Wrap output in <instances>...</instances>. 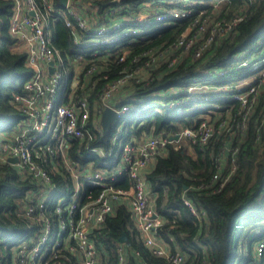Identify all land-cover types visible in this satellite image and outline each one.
Wrapping results in <instances>:
<instances>
[{
    "label": "built area",
    "instance_id": "obj_1",
    "mask_svg": "<svg viewBox=\"0 0 264 264\" xmlns=\"http://www.w3.org/2000/svg\"><path fill=\"white\" fill-rule=\"evenodd\" d=\"M10 1L13 6L8 32L17 40L15 47L26 53L30 76L22 82L23 93L14 95L11 100L13 108L24 118L14 132L0 143V166L8 163L35 186L36 189L25 194L21 213L38 226L12 250L10 264H100L106 253L99 249L96 234L116 205H124L129 210L141 244L161 257L165 262L163 264H206L204 257L198 260L196 256L189 258L179 251L173 253V239L168 237L166 242L159 236L164 223L156 211L155 199L147 188L145 175L156 157L164 155L167 145L175 142L172 136H146L138 142L127 141L117 154V163L109 169L79 168L69 155L76 143H83L89 151L99 153L89 145L93 131H104L101 126L104 110L110 108L114 112L110 126L133 111L136 103L144 98L135 99L132 93L139 90L144 81H151V75L156 79L161 77L158 67L176 51L179 54L170 59L166 68L171 69L189 55L194 42L202 39L200 35L204 33L202 27L195 32L196 35L190 36L192 28H188L170 48L162 50L159 47L146 55L133 53L132 47L154 31L151 24H167L195 14L201 16L203 11L197 12L194 3L189 0L181 1L182 7L177 9L161 11L150 4H143L137 13L125 11L124 14L112 5L120 0H97L102 1V6L106 8L102 13L95 10L96 0H66L65 5L57 9L53 7L52 0ZM57 20H62L70 31L73 53L67 54L65 60L53 44L50 27ZM216 25L219 27L220 23ZM224 31L227 32L228 28ZM211 34L190 54L192 60L199 58L201 52H206L213 37ZM259 46L264 47V41H258L250 57L245 58L247 54H244L238 63L219 69L218 75L241 69L250 74L229 86L215 87L198 78H191L181 85H170L152 92L146 98L162 99L164 108L171 115L196 109L206 113L204 108L208 106L219 110L234 101L246 110L248 108L249 113L256 100V87L251 85L252 81L264 82V50ZM111 47L115 55L111 53ZM129 57H133V68L124 66L119 77L110 78L107 58L125 64ZM142 58H146L144 64H141ZM154 70L157 71L153 73ZM99 84L102 86L98 87ZM196 84L201 88L190 91V86ZM79 87L84 88L86 96H75L76 101L72 102L71 98ZM221 90H227L229 94L218 95ZM91 92L93 97L89 100L87 96ZM250 94L253 95L249 99ZM211 100L217 102L209 103ZM201 101L206 104L198 103ZM189 102L191 107L187 106ZM261 124L264 135V114ZM210 133V128L202 124L198 129L184 128L178 135L179 139L188 137L205 143ZM118 137V134L114 135L113 144ZM9 158H15V161L9 162ZM47 163L64 185L72 188L68 194H54L56 186L47 171L49 165L45 167ZM123 175L128 176L130 185L126 188L114 186L112 182ZM211 181L217 182L218 175L214 174ZM84 184L98 188L97 193L81 194ZM183 203L192 216L201 219L203 211H198L189 199L184 198ZM256 235L259 233H253L252 237ZM134 254L139 255L137 251ZM247 254L248 258L243 263L264 264V237L251 242ZM249 256L251 261L247 262ZM113 257L116 264H126L125 242H117ZM139 261L140 264H150L141 261L140 256Z\"/></svg>",
    "mask_w": 264,
    "mask_h": 264
},
{
    "label": "trees",
    "instance_id": "obj_2",
    "mask_svg": "<svg viewBox=\"0 0 264 264\" xmlns=\"http://www.w3.org/2000/svg\"><path fill=\"white\" fill-rule=\"evenodd\" d=\"M181 1L184 0H120L118 4L112 5L124 14L125 11L137 13L145 3L161 11L177 9L182 7ZM189 1L194 3L197 12L203 11L204 15L195 14L167 24H151L154 31L149 37L136 43L132 51L146 55L159 47L162 50L170 48L188 28H192V36L203 27L204 33L200 35L202 39L194 42L191 54L210 36L215 27L206 52H201L195 60L189 54L171 69L166 68L169 67L170 59L179 54L176 51L158 67V71L162 72L161 77L156 79L151 75V81H144L140 89L132 93L135 99L144 98L142 102L136 103L133 111L116 120L108 129L101 130L100 133L93 131L89 148L97 149L99 153L89 151L83 143H76L69 155L79 168L109 169L117 163V154L127 141L138 142L143 137L156 135L169 138L184 128L198 129L204 124L211 131L205 143L198 139L192 141L188 137L169 143L165 154L156 157L145 175V181L155 199L156 211L163 219L159 236L166 242L168 237L173 239V253L179 251L189 258L196 256L198 260L204 257L206 264H234L240 244L243 246L247 242L248 249H251V242L264 237V135L261 132L264 82L252 81L251 85L256 87V100L250 106L249 113L248 108L246 110L238 101H234L219 110L208 106L204 108L206 113L196 109L171 115L164 108L162 99L146 97L167 86L181 85L191 78H198L215 87H226L250 75L244 69L220 75L217 72L231 67L234 62L238 63L244 54H247L245 58L250 57L253 54L251 50L258 41H264V0H223L221 3H216L218 0ZM52 4L56 9L61 7L60 0H52ZM102 5V1L96 3L95 10L98 13L106 10ZM12 6L10 0H0V143L14 132L24 118L13 108L11 100L14 95L23 93L22 82L30 76V69L26 66V53L15 47L17 40L8 32ZM211 11L213 13L209 16ZM208 22L212 25L205 29L203 25ZM216 23H220V26ZM50 28L53 44L61 51L65 60L67 54L73 53L70 31L62 20L54 21ZM225 28H228L227 32L224 31ZM259 47L264 50L263 46ZM111 53L115 55L113 49ZM107 59L110 78L119 77L124 66L133 68V57H129L125 64L118 63L114 58ZM145 60L146 58H142L141 64ZM83 90L84 88L79 87L71 101H76L75 96H86ZM228 94L227 90L218 92L220 96ZM92 97L93 92L87 96L89 100ZM151 101H155L162 110H156L155 105H150ZM215 102L217 101L211 100L209 103ZM198 103L206 104L202 101ZM187 106L191 107L192 104L189 102ZM116 134L119 137L113 144L112 139ZM47 165L49 163L45 167ZM47 171L56 186L54 194L66 195L71 191L72 188L64 185L50 165ZM214 174L218 175L217 182L211 181ZM112 184L126 188L130 182L128 176L123 175ZM34 189L36 188L32 182L18 174L15 167L8 163L1 164L0 264H10L15 246L38 228L31 218H25L21 213L24 210L25 194ZM97 191L98 188L87 184L81 187L83 195H95ZM184 198L189 199L198 211H203L200 220L192 216L183 203ZM240 225L238 230L237 226ZM257 229L260 230L259 235L252 237ZM123 233L127 237L126 264H140L139 256L141 261L150 264L165 263L161 257L155 256L141 244L129 210L124 205H116L113 213L106 218L103 228L96 234L99 249L102 248L106 253L100 264H116L113 251ZM248 237V241H244ZM134 251L139 255L136 256ZM249 261L250 256L247 262ZM238 262L246 264L243 260Z\"/></svg>",
    "mask_w": 264,
    "mask_h": 264
},
{
    "label": "rangeland",
    "instance_id": "obj_3",
    "mask_svg": "<svg viewBox=\"0 0 264 264\" xmlns=\"http://www.w3.org/2000/svg\"><path fill=\"white\" fill-rule=\"evenodd\" d=\"M217 2V1H216ZM60 3H61V5H62V2L60 1ZM217 3H221V2H217ZM145 4H149V3H145ZM217 6H219V5H217ZM212 25V23L211 22H208V23H206L205 25H204V28L205 29H207L208 27H210ZM212 34H214V32H215V27L212 29ZM201 88V86L199 85V84H196V85H193V86H190V91H198L199 89ZM150 105H155L156 106V110H158V111H161L162 110V107L161 106H159V105H157L156 103H155V101H151V103H150ZM241 227V225L240 226H237V229L239 230V228ZM260 233V230L259 229H257V230H255L253 233ZM237 235V232L235 233V236ZM234 240H235V237H234ZM258 240V239H257ZM244 241H247V238L244 240ZM247 242H245V244L241 247L240 245H239V247L237 248V257H236V259H235V262H234V264H240L238 261H240V260H243V261H246L247 260V258H248V246H247V244H246ZM8 244H10V243H8Z\"/></svg>",
    "mask_w": 264,
    "mask_h": 264
},
{
    "label": "water",
    "instance_id": "obj_4",
    "mask_svg": "<svg viewBox=\"0 0 264 264\" xmlns=\"http://www.w3.org/2000/svg\"><path fill=\"white\" fill-rule=\"evenodd\" d=\"M61 2H62V5H65L66 0H61ZM31 14H32V12H31ZM50 64H52V63H50ZM50 72H52L51 68H50ZM113 118H114L113 110L110 109V108H106L104 110V112H103L102 119H101V126H102V128L104 130L107 129L110 126V122H111V120H113ZM171 139L174 140V141H178L179 135L176 134V135L172 136ZM8 161L9 162H14L15 158H9ZM118 241L121 242V243L126 242L127 241L126 234L123 233Z\"/></svg>",
    "mask_w": 264,
    "mask_h": 264
},
{
    "label": "bare ground",
    "instance_id": "obj_5",
    "mask_svg": "<svg viewBox=\"0 0 264 264\" xmlns=\"http://www.w3.org/2000/svg\"><path fill=\"white\" fill-rule=\"evenodd\" d=\"M173 21H175V20H173ZM87 46H89V45H85V47H87Z\"/></svg>",
    "mask_w": 264,
    "mask_h": 264
},
{
    "label": "crops",
    "instance_id": "obj_6",
    "mask_svg": "<svg viewBox=\"0 0 264 264\" xmlns=\"http://www.w3.org/2000/svg\"><path fill=\"white\" fill-rule=\"evenodd\" d=\"M109 128V127H108Z\"/></svg>",
    "mask_w": 264,
    "mask_h": 264
}]
</instances>
